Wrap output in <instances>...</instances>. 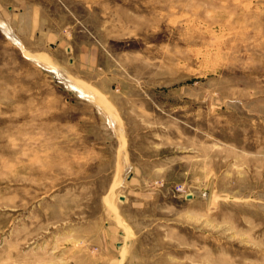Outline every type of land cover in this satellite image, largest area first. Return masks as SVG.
Segmentation results:
<instances>
[{
  "label": "rangeland",
  "instance_id": "rangeland-1",
  "mask_svg": "<svg viewBox=\"0 0 264 264\" xmlns=\"http://www.w3.org/2000/svg\"><path fill=\"white\" fill-rule=\"evenodd\" d=\"M0 264H264V0H0Z\"/></svg>",
  "mask_w": 264,
  "mask_h": 264
},
{
  "label": "bare ground",
  "instance_id": "bare-ground-1",
  "mask_svg": "<svg viewBox=\"0 0 264 264\" xmlns=\"http://www.w3.org/2000/svg\"><path fill=\"white\" fill-rule=\"evenodd\" d=\"M10 37V36H9Z\"/></svg>",
  "mask_w": 264,
  "mask_h": 264
}]
</instances>
